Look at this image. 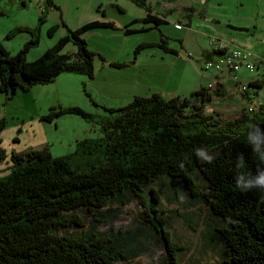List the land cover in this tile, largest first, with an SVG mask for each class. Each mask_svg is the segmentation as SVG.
Returning a JSON list of instances; mask_svg holds the SVG:
<instances>
[{
    "label": "trees",
    "instance_id": "16d2710c",
    "mask_svg": "<svg viewBox=\"0 0 264 264\" xmlns=\"http://www.w3.org/2000/svg\"><path fill=\"white\" fill-rule=\"evenodd\" d=\"M141 21L156 26L163 23L150 13ZM95 27L115 28L112 21L92 20L67 29L65 36L31 62L26 61V53L37 43V37L14 54L0 42V91L5 99L18 89L53 82L62 71L92 77L94 53L81 35ZM135 31L124 26L126 34ZM70 41L76 51L66 55L61 50ZM164 42L162 39L155 45L174 54ZM213 52L218 53L213 50L205 55L211 58ZM248 84L262 88L264 79ZM212 85L219 87H198L186 97L137 95L125 106L105 108L114 115L106 120L104 136L78 141L82 154L91 155L99 149L103 153L98 165L89 164L85 170L72 168L68 156L52 157L46 148L11 153L12 171L5 179L0 178V264H141L135 261L145 249L139 243L141 229L122 232L110 226L107 232L77 230L85 226L86 219L78 210H85L96 222H112L120 215V207L133 199L144 206V221L165 247L168 264H181L177 258L181 248L169 240L155 208L158 198L152 185L162 177L180 179L190 196L209 206L211 216L225 221L216 227L228 251L223 264H264V193H241L234 182L238 154L244 155L250 171H256L251 146L246 143V125L253 121L264 130V104L233 120L217 119L218 113L214 116L204 111L213 98L224 95L221 82ZM251 94L250 90L241 93L247 101ZM63 113L91 116L71 106L51 110L40 119L52 122ZM4 127L1 118L0 132ZM197 147L213 153L214 162L201 163L194 155ZM3 157L6 154L0 147V161ZM196 170L203 189L194 182ZM146 188L150 202L143 195Z\"/></svg>",
    "mask_w": 264,
    "mask_h": 264
},
{
    "label": "rangeland",
    "instance_id": "374dc122",
    "mask_svg": "<svg viewBox=\"0 0 264 264\" xmlns=\"http://www.w3.org/2000/svg\"><path fill=\"white\" fill-rule=\"evenodd\" d=\"M166 1L0 0V42L7 46L8 53H16L26 42L37 37V43L26 53L27 62L37 59L54 46L67 34V29H76L92 20L112 21L115 26L114 29H91L81 35L87 48L94 53L92 77L81 72L62 71L53 82L35 84L28 90L18 89L14 96L3 100L1 111L4 112L0 119L5 120V127L0 132L3 139L0 147L6 157L0 161V178L5 179L12 171L11 153L23 154L32 149L46 148L52 157L68 156L69 165L79 171L85 170L89 164L98 165L103 159L102 151L82 154L79 142L103 137L106 120H112L114 115L105 108L125 106L134 96L155 93L166 98L186 97L208 81L212 80L213 84L221 82V78L226 79L225 87L231 90L237 85L231 76L203 69L201 53L211 48V39L217 43L221 39L226 49L245 47L252 53L249 61L253 69L242 65L234 73L239 82L264 79L262 0H207V3L204 0H173L174 5L170 8L164 7ZM141 2L143 4L140 5ZM183 6L193 10L183 9ZM155 11L165 15V23L156 26L152 22L141 21L148 12ZM178 23L180 25H176ZM228 24L245 27L247 31H231ZM126 25L136 31L126 35L123 32ZM51 27L55 29L50 31ZM162 39H166L164 44L174 50V54L156 47L155 43ZM228 39H231L230 43L223 41ZM75 51L71 41L66 42L61 50L66 55ZM250 93L251 101H244L239 91H234L232 95L236 96L233 98L240 97L234 99L235 103L230 107L227 104L230 103L229 98L225 101L220 99L219 103H213L204 111L214 116L218 113L217 119L239 118L243 111L250 113L256 110L253 108L264 104V87H254ZM71 106L80 107L91 115L90 118L63 113L52 122L40 119L51 110ZM196 175L200 176L197 170L193 179L203 189ZM152 186L158 198L155 208L168 231L167 236L173 245L181 248L177 251L180 263L223 264L228 251L216 227L223 226L225 221L211 216L209 206L203 201L201 206H195L194 196L189 195L185 186L182 189L176 180L169 196L157 181ZM143 195L151 201L148 188ZM120 209V215L112 222H96L85 210H76L86 217L85 226L77 228L78 232L87 229L107 232L110 226L122 232L139 228L143 233L139 243L145 249L135 261L168 264L165 247L156 239L157 233L144 221V206L133 199ZM191 211L195 213L189 214ZM68 230L73 232L70 228Z\"/></svg>",
    "mask_w": 264,
    "mask_h": 264
},
{
    "label": "clouds",
    "instance_id": "9594fccd",
    "mask_svg": "<svg viewBox=\"0 0 264 264\" xmlns=\"http://www.w3.org/2000/svg\"><path fill=\"white\" fill-rule=\"evenodd\" d=\"M247 140L246 143L251 146L252 155L256 163V171L253 173L249 170L244 155L238 154L235 160V177L236 188L241 193L259 191L264 193V130L260 123L249 121L246 125ZM194 155L201 163L211 164L216 156L204 147L194 149ZM183 168V163L180 165ZM248 168L247 171H241Z\"/></svg>",
    "mask_w": 264,
    "mask_h": 264
},
{
    "label": "built area",
    "instance_id": "2783aa9c",
    "mask_svg": "<svg viewBox=\"0 0 264 264\" xmlns=\"http://www.w3.org/2000/svg\"><path fill=\"white\" fill-rule=\"evenodd\" d=\"M210 45H214L215 53L211 58L204 60L203 69L204 70H212L215 73H223L224 75L231 76L233 80L236 81L237 85H235L234 91H239V94L245 93L248 90L252 89L248 82L238 81L235 77L234 73H236L239 68L244 65L246 69H253V64L249 61L252 57V53L249 49L245 47H234L232 49L229 48V51H221V45L216 42V40L211 39ZM206 89H216L219 86L212 85V80L208 81L204 86ZM222 96L219 99L211 100L204 108H209L214 103H219ZM251 101V100H250ZM256 109V108H253ZM247 112V111H245ZM242 112L243 114L245 113Z\"/></svg>",
    "mask_w": 264,
    "mask_h": 264
},
{
    "label": "crops",
    "instance_id": "0c3cea01",
    "mask_svg": "<svg viewBox=\"0 0 264 264\" xmlns=\"http://www.w3.org/2000/svg\"><path fill=\"white\" fill-rule=\"evenodd\" d=\"M204 3H207V0H204ZM47 5V2L45 3V6ZM164 7H169L170 8V6L171 5H174V2H173V0H167L164 4ZM205 5V4H204ZM52 7V6H51ZM168 8V9H169ZM187 9V10H193L192 9V7H187V6H183V9ZM174 9V8H173ZM148 13H150V14H153V15H156L158 18H160L161 20H163V23H165L166 22V19H165V15L164 14H162V13H158L157 11H155V12H148ZM202 13V12H201ZM200 14V13H199ZM103 21V20H102ZM242 24H244V25H246L247 27L249 26L248 24H246V23H244V22H241ZM176 25H180L179 23L178 24H176ZM186 26L188 27L189 26V24H186ZM95 28H97V27H95ZM95 28H92V29H95ZM97 29H99V28H97ZM91 30V29H90ZM88 31V30H87ZM123 32H124V30H123ZM86 33V32H85ZM84 33V34H85ZM125 33V32H124ZM134 33V32H133ZM126 34V33H125ZM131 34V33H130ZM126 35H129V34H126ZM1 41V40H0ZM223 41H225L226 43H230L231 42V39L229 40H223ZM165 42H166V39H165ZM3 44V43H2ZM218 44H220L221 46H223L224 44H222V41H221V39H220V42H218ZM3 46L8 50V48H7V46L5 45V44H3ZM214 47L211 45V48L210 49H208V50H203L202 51V53H201V57H202V60H203V62H204V60H206L207 58H210V57H208V56H206L205 55V53L206 52H211V51H213L212 49H213ZM215 53L213 52V54H211V57L214 55ZM220 81L222 82V86H223V88H222V91L224 92V95H223V97H221V99L223 100V101H225L227 98H229L230 99V103H227L228 104V106L230 107L231 106V104L232 103H235L233 100L234 99H237V97H240V96H237V97H235V98H233V96H236V95H232L233 93H234V88H232L231 90L230 89H226V87H225V83H226V79L225 78H221L220 79ZM35 85V84H34ZM5 97H6V95L2 92V91H0V116L2 115V112H4V111H1V104L3 103V100H5ZM233 98V99H232ZM241 98H243V100L245 101L246 99L244 98V96H241ZM2 134V133H1ZM0 140H1V142H3V139H2V137L0 138ZM197 176V179L198 180H201V178H200V176L199 175H196ZM174 180H176V182H178V184L181 186V188L183 189L184 188V185H183V183H182V181L180 180V179H178V178H176V179H170V178H167V177H162V178H160L159 179V181H158V183H159V185H160V188H163L164 189V192H166V194H167V196H169L170 194H171V192H172V190L171 189H173V181ZM203 184V183H202ZM201 184V185H202ZM187 196H189L188 194H186ZM172 198H170V200H171ZM193 204L195 205V206H201L203 203H202V201L200 200V199H198V198H196V197H194V200H193ZM193 214V213H195V212H193V211H191V212H189V214Z\"/></svg>",
    "mask_w": 264,
    "mask_h": 264
},
{
    "label": "water",
    "instance_id": "95a60500",
    "mask_svg": "<svg viewBox=\"0 0 264 264\" xmlns=\"http://www.w3.org/2000/svg\"><path fill=\"white\" fill-rule=\"evenodd\" d=\"M227 27L230 28L231 31H247L245 27L231 26V24H228Z\"/></svg>",
    "mask_w": 264,
    "mask_h": 264
},
{
    "label": "bare ground",
    "instance_id": "6f19581e",
    "mask_svg": "<svg viewBox=\"0 0 264 264\" xmlns=\"http://www.w3.org/2000/svg\"><path fill=\"white\" fill-rule=\"evenodd\" d=\"M221 51H229V48L226 49V47L221 46Z\"/></svg>",
    "mask_w": 264,
    "mask_h": 264
}]
</instances>
